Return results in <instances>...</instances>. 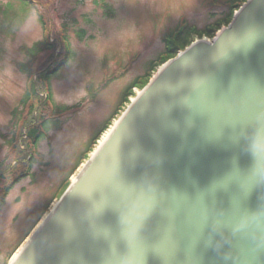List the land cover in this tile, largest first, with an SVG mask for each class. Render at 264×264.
Here are the masks:
<instances>
[{
	"label": "water",
	"instance_id": "1",
	"mask_svg": "<svg viewBox=\"0 0 264 264\" xmlns=\"http://www.w3.org/2000/svg\"><path fill=\"white\" fill-rule=\"evenodd\" d=\"M10 264H264V0L162 65Z\"/></svg>",
	"mask_w": 264,
	"mask_h": 264
},
{
	"label": "rangeland",
	"instance_id": "2",
	"mask_svg": "<svg viewBox=\"0 0 264 264\" xmlns=\"http://www.w3.org/2000/svg\"><path fill=\"white\" fill-rule=\"evenodd\" d=\"M230 1L31 0L26 7L23 0H0V164L5 166H0V195L31 165L29 174L14 183L0 206V264L77 174L86 160L77 166L78 158L104 130L128 87L175 46L165 38L186 25L189 43L202 35L210 39L237 10L231 9ZM217 21L220 25L208 36L195 34ZM40 41L54 48L32 55L30 48ZM64 58L66 62L42 83L40 73ZM159 68L155 65L154 73ZM33 81L36 95L25 101ZM143 85L140 82L129 99ZM62 107L72 109L55 117L57 127L47 126L34 154L21 146L25 139L14 141L15 125L18 131ZM124 107H118L113 121Z\"/></svg>",
	"mask_w": 264,
	"mask_h": 264
},
{
	"label": "trees",
	"instance_id": "3",
	"mask_svg": "<svg viewBox=\"0 0 264 264\" xmlns=\"http://www.w3.org/2000/svg\"><path fill=\"white\" fill-rule=\"evenodd\" d=\"M244 0H231V2H238V3H241L243 2ZM23 5L22 6H26L28 7V5H30L31 3V0H24L23 1ZM237 6V5H235ZM24 8H22V12H24ZM227 21V19L225 20ZM179 38V37H178ZM178 43L174 46L173 50H172V54H175V52L179 49H182L184 48L186 45H188V41L185 39V37H180L179 40L177 41ZM46 45L40 41L38 43H35L33 45V47L30 48V53L35 54L37 53V51L41 50L42 48H47L45 47ZM171 51H169L170 53ZM52 71V69H47L45 71H43L42 73H40L39 75V80L43 83L44 81H46L48 79V76H49V73ZM146 82H144L145 84ZM36 82L33 81L32 82V85H31V96L32 98L36 95V90H37V86H36ZM28 100L29 99V96H27V94L25 93V96H24V99L23 100ZM66 107H62L60 108V110L62 109H65ZM33 112V110L31 111V113ZM36 122V121H35ZM33 122V123H35ZM31 124L30 126H26V127H23L22 131H21V134H20V139L21 140H24V143L21 145V146H24V149L27 151V153H29L31 151V149H33V147L35 146V143L40 139L42 138L44 135H43V131H42V128L43 129H46L47 126H54V127H57L58 126V121L56 119H51V120H46L43 116H41L40 118V121H38V123L36 124ZM25 128V130H24ZM24 130V131H23ZM95 139V137L93 138V140ZM91 144V142H90ZM22 150V149H21ZM28 164V162H26ZM11 165L10 163L8 164V166ZM0 166H4V163L1 162ZM5 168V166H4ZM0 169H3L2 167H0ZM25 175H28V173L26 172H23L22 175H18L16 177H14L6 186L5 188L3 189V192L4 194L7 193V191L14 185L15 182H17L20 178H22V176H25ZM2 202V201H0Z\"/></svg>",
	"mask_w": 264,
	"mask_h": 264
},
{
	"label": "bare ground",
	"instance_id": "4",
	"mask_svg": "<svg viewBox=\"0 0 264 264\" xmlns=\"http://www.w3.org/2000/svg\"><path fill=\"white\" fill-rule=\"evenodd\" d=\"M100 140H98V142H99Z\"/></svg>",
	"mask_w": 264,
	"mask_h": 264
}]
</instances>
